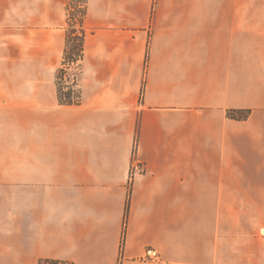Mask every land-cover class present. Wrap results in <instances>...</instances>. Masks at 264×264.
<instances>
[{
    "label": "crops",
    "instance_id": "1",
    "mask_svg": "<svg viewBox=\"0 0 264 264\" xmlns=\"http://www.w3.org/2000/svg\"><path fill=\"white\" fill-rule=\"evenodd\" d=\"M66 3L0 0L3 246L264 264V0H87L72 106L55 84Z\"/></svg>",
    "mask_w": 264,
    "mask_h": 264
},
{
    "label": "trees",
    "instance_id": "2",
    "mask_svg": "<svg viewBox=\"0 0 264 264\" xmlns=\"http://www.w3.org/2000/svg\"><path fill=\"white\" fill-rule=\"evenodd\" d=\"M86 10L87 0H67L65 8L67 23L65 32V48L61 66L58 68L55 76L57 98L60 105H78L81 100L78 79L84 54L83 44L86 31L83 27V21L86 15ZM248 115V110H228L226 112V116L228 118L238 121L246 120ZM128 205L129 195L126 201L125 221ZM38 264L68 263L42 258L39 259Z\"/></svg>",
    "mask_w": 264,
    "mask_h": 264
},
{
    "label": "rangeland",
    "instance_id": "3",
    "mask_svg": "<svg viewBox=\"0 0 264 264\" xmlns=\"http://www.w3.org/2000/svg\"><path fill=\"white\" fill-rule=\"evenodd\" d=\"M5 2H11L12 0H4ZM16 1V0H15ZM10 158V156L0 154V161ZM17 173V172H16ZM28 173V172H21ZM14 172L0 171V180L11 177ZM20 174V172H18ZM4 183H0V264H38L39 259L48 256V246H3L4 237L3 232L5 230V220L4 216V198L5 191L12 187L5 188ZM15 189H25L28 187H21Z\"/></svg>",
    "mask_w": 264,
    "mask_h": 264
}]
</instances>
